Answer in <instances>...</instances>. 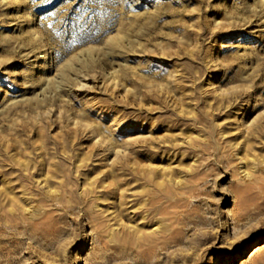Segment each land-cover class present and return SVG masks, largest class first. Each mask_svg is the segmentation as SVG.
<instances>
[{
  "label": "rangeland",
  "instance_id": "obj_1",
  "mask_svg": "<svg viewBox=\"0 0 264 264\" xmlns=\"http://www.w3.org/2000/svg\"><path fill=\"white\" fill-rule=\"evenodd\" d=\"M0 264H264V0H0Z\"/></svg>",
  "mask_w": 264,
  "mask_h": 264
}]
</instances>
